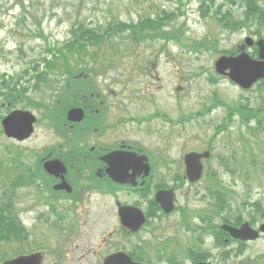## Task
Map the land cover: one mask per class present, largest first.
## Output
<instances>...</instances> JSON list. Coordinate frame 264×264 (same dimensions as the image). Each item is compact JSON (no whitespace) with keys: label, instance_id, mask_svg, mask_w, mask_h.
Instances as JSON below:
<instances>
[{"label":"rangeland","instance_id":"rangeland-1","mask_svg":"<svg viewBox=\"0 0 264 264\" xmlns=\"http://www.w3.org/2000/svg\"><path fill=\"white\" fill-rule=\"evenodd\" d=\"M202 1L82 0L78 4L74 0H0V78L8 80L11 76L15 77L26 70H30L34 65V63L30 64V60H33L34 55L42 49L43 42L41 40H48L51 43L64 41L72 21L79 18V21L82 20L85 24H89L93 19L101 17L102 13L106 11L107 5L112 10L115 8V12L123 20L133 19L135 21L140 14H159L162 10L174 13L175 18L173 20L161 22V32L169 31L170 28L178 29L182 27V34L184 35L182 44L198 43L203 38H211L210 42L212 44L211 46L209 45L208 50L198 52H192L185 46L181 48L176 44L173 46L172 43L168 44L163 40L156 39L152 42L133 44L128 47L120 60L132 62L149 61L153 62L157 68L151 69V66L148 67L151 69L152 75H154L152 79L150 77H143L141 68L137 69V80L134 78L133 81L135 85V101L133 106L132 104L129 105L128 102V98L133 97L132 94L122 90L123 88L121 87L114 86L116 92L120 94L121 99H127L125 104L122 101L120 115L135 113L134 116L139 115L135 119L149 120V124L147 122L141 124L130 122L129 124L121 125V128L118 130L120 131V140L124 139L132 145L146 141L154 155L157 147L161 149L160 144L162 142L159 141L156 134V132H159L163 136L161 139L166 142V155L171 158L176 156L183 157L189 151L201 152L210 148L212 149V147H215L216 155H223L227 151L225 145L229 137L226 131L229 129L221 128L219 131L216 129L221 125L228 127L226 125V117L231 110L226 107L237 104L238 106H248L249 108L256 109L261 103V97L264 99V91L258 92V88L254 87L248 93L241 92L231 83L229 84L228 81L219 80L214 74L213 65L215 60L223 55V53L232 52L246 36L255 39L256 37L253 32L258 28V23L251 24L249 28L244 29H224L220 27L217 21V19H220V16L228 15L229 17H227L226 21L230 25V22L242 21L244 19L245 7L242 6L241 0H212L213 3L209 1L201 9L200 4ZM77 6L79 7L77 8ZM38 23H40V27L44 32L41 35V40L38 38L34 39L33 34L29 31H24L22 32L23 36L21 35L19 30L23 27L28 26L32 29L38 26ZM16 24L19 25L17 26ZM17 34L21 37L17 36ZM258 34L264 38V26ZM156 36L157 38H161L163 34L159 32ZM118 42H124V38L120 37ZM249 54L252 53L250 52ZM87 58L90 57L88 56ZM117 61L119 60L117 59ZM107 62L105 61V63ZM69 63L73 64L72 61ZM138 66L140 67L142 64ZM102 76L105 79L96 77L95 80L100 89H104L106 86L111 87L109 85L111 81L108 79L117 78V73L113 70H107L105 73H102ZM125 76L128 77V74L126 73ZM26 79H20V81L22 82ZM52 80L54 82L59 80L62 82L61 78H52ZM178 86L181 87V91H177ZM51 95L55 98L54 92H34L32 89L26 96H29L31 100L38 104L41 102L46 104L51 100ZM22 106L25 105H16L17 108L24 109ZM209 107L211 108L210 111L204 113V117L200 116L198 118L196 113L200 114L205 108ZM27 110L35 114L38 120H40L35 126L34 135L29 141L18 144L15 141L7 140L5 136L0 134V160H7L8 154L6 148L12 150V157H16V151L22 150L25 153L35 151L38 153L41 148L51 147L60 142L59 135H56L51 127L45 125L43 115L39 111L32 107H28ZM158 110L159 112H164L167 118L175 123V125H167L161 122L160 119L158 120V118H152ZM0 114L2 116L6 115L4 111H1ZM239 122L238 117L231 119L230 124L232 128L229 130V133L232 135L231 137L237 138L238 133L236 131L240 125ZM242 129L244 130V128ZM141 130L150 131L149 134L152 135V139L145 138ZM242 135H244V138L248 136L245 133ZM258 136L261 140H264V132L258 134ZM247 140L251 139L247 137L244 140L241 146L244 149L249 146ZM261 148L264 154V144L262 142ZM262 162H264L263 159ZM32 163L33 161H31ZM211 165L215 168L216 159L211 162ZM206 168L209 169V164ZM234 168L240 174L248 173L245 176L249 177L253 182L249 181L243 184L242 180L235 176L233 178L234 182L230 175L220 172L221 179H219L223 182V185L234 190V193L229 195L233 208L239 207L242 212L252 202L258 201L264 204V176L259 178L256 176V180L251 177L255 176L260 170L259 164L254 162L250 157H245L244 163L242 162L239 167L235 166ZM260 174H264V172ZM15 176V174H11L8 177L0 176L2 178L0 179V199L2 200L1 209L4 212L7 211V213L10 210H14L13 213L18 218L20 217L19 211L22 209L21 207L26 204V197L23 199V196L24 194H31V191H25L21 187H18L19 182L14 181ZM208 178V175L203 177V180L197 184V187L196 185L186 183L180 184L182 193L176 195L175 200L178 207L183 209H180V212L178 211L172 217L161 219L158 227L153 229L150 241L153 251L156 252L157 244L166 238L184 239L185 230L182 227V220L184 219L181 214L183 210L184 215L187 213L191 214V218L187 220L190 223H192L196 215H201L202 217L209 216L207 213L210 212L209 199L206 196H202L203 193L206 195L204 189L206 188ZM94 202L99 203L97 200ZM22 217H24V214L21 215ZM200 222L201 219L197 224H200ZM203 248L208 255H212L213 261L210 260L212 264H231L236 262L227 261L224 263L220 259H217L211 238H205ZM251 248L253 251L258 252L264 250V241L256 243ZM3 250L6 253H0V261L18 254L21 251V246L19 244H9L5 245ZM185 263L190 264L189 261H185Z\"/></svg>","mask_w":264,"mask_h":264},{"label":"flooded vegetation","instance_id":"flooded-vegetation-1","mask_svg":"<svg viewBox=\"0 0 264 264\" xmlns=\"http://www.w3.org/2000/svg\"><path fill=\"white\" fill-rule=\"evenodd\" d=\"M123 66H128L132 77L120 79L121 74L127 73L119 69ZM135 66L136 62L121 63L116 66L118 78L108 79L111 87L83 94L84 118L78 141L71 143L78 144L72 146L76 150L68 153L65 149V153L56 154L52 149L43 148L38 152L31 181L21 185L31 194H24L26 204L19 211L17 240L21 251L17 256L38 254L42 264H121V261L126 262L127 256L135 264H154L152 254L145 248L152 239L153 229L165 218L154 197L169 189L174 190L175 195L181 193L180 184L186 181V174L183 157L166 155V142L159 132L156 134L162 142L161 149L157 147L154 155L146 141L132 145L120 140L118 130L122 124L149 121L137 120L132 113L133 117L121 119L119 114L121 101L125 104L127 99H121L114 86L133 91ZM150 66L156 68L154 64ZM145 70L150 71L149 68ZM102 73L96 77L105 79ZM91 75L89 71L83 72L86 80ZM131 94L133 97L128 98V102L133 106L135 94ZM70 128L75 129V126ZM141 133L152 139L150 131L141 130ZM225 148L230 162L245 157L243 151L232 146L230 139ZM208 151L213 156L214 151ZM114 154L118 156L111 158ZM133 154L136 156H131ZM53 159L64 164L66 173L62 176L45 171L44 163ZM205 161L202 159L203 165ZM219 171L232 177L219 163L209 169L210 177H216ZM62 178L70 191L65 189L66 186L58 187L64 183ZM214 208L220 213L214 214V219L218 220L214 221L211 232L217 259L236 261L231 264H264V250L258 252L251 248L264 241V204L252 202L246 206L244 214L234 215L231 198L226 197L224 206L214 204ZM22 214L24 217L21 218ZM136 217L144 218L138 231H135ZM224 225L236 229L245 225L250 229L245 232L247 240L233 239L222 228ZM223 245L225 249H221ZM163 257L159 254L156 261ZM107 259L113 260L106 263ZM162 261L160 264H164Z\"/></svg>","mask_w":264,"mask_h":264},{"label":"trees","instance_id":"trees-1","mask_svg":"<svg viewBox=\"0 0 264 264\" xmlns=\"http://www.w3.org/2000/svg\"><path fill=\"white\" fill-rule=\"evenodd\" d=\"M74 1H77L78 4L82 2V0ZM209 1L213 3L212 0H203L200 4L201 9ZM241 3L245 7L244 19L230 22V25L226 21L227 17H229L228 15L220 16V19H217L219 25L226 29H244L249 28L251 24L258 23V28L253 32V34H258L264 26V0H262V3L260 0H241ZM174 18V13L162 10L159 14H140L135 21L133 19L123 20L115 12V8L112 10L107 5L106 11L102 13L101 17L93 19L89 24H85L82 20L79 21V18L72 21L67 30L65 40L60 43L41 40V35L44 32L40 27V23L32 29L28 26L23 27L19 30L22 36V32L29 31L33 34L34 39L38 38L43 42V46L41 51L34 55L33 60H30V64L34 63L30 70H26L15 77L11 76L8 80L0 78V109L2 106L6 107L7 105H9L8 108H11L15 103L24 104L26 108L32 107L39 111L50 126L61 125L64 123L65 112L71 107L79 106V103H82L83 100L81 97L82 80L75 78L74 80H65V78L80 76L78 74L88 59L92 61L111 60L117 54L126 53L128 47L133 44L152 42L155 39L163 40L168 44H176L181 48L185 46L192 52L209 49V45L211 46L212 44L210 42L211 38H203L198 43L182 44V38H184L182 27L178 29L170 28L169 31L161 32V22H169ZM20 21L24 22L23 20ZM16 25L18 26L19 24ZM159 32L163 34V37L157 38L156 35ZM17 36L20 35L17 34ZM120 37L124 38V42H118ZM88 56L90 58H87ZM70 61L73 64H70ZM24 78L27 79L21 82L20 79ZM52 78H61L62 82L60 80L54 82ZM32 81H34V85ZM261 83L260 91H264V81ZM32 89L34 92H54L55 98L51 95V100L48 103L41 102L38 104L31 100L29 96H26ZM260 108L261 112H263V99L261 100ZM239 113L245 121L252 119L251 115H247L242 111H239ZM259 123L261 125V122ZM7 154V157L11 159L10 164L6 162V165L7 167L10 165L9 170L12 171L16 168V165L18 166V158L21 155L16 152V157L12 158L10 150ZM1 175H5V165L2 160H0ZM209 194L215 195L217 203H222L221 198L223 196L219 189H209ZM1 202L2 200L0 199V241L3 233L11 232L15 229L13 219L7 217L4 210L1 209Z\"/></svg>","mask_w":264,"mask_h":264},{"label":"water","instance_id":"water-1","mask_svg":"<svg viewBox=\"0 0 264 264\" xmlns=\"http://www.w3.org/2000/svg\"><path fill=\"white\" fill-rule=\"evenodd\" d=\"M253 42L250 39H246L245 43L239 46V54L235 57L223 56L219 58L215 63V70L218 75H223L229 78L234 84L239 86L243 90L249 89L255 82L264 78V40H259L256 46L259 50V61L252 60L245 52L246 46H252ZM229 71L226 73V71ZM67 119L71 122H80L82 120V111L80 109H71L67 112ZM36 119L30 112L15 111L5 116L2 121L4 133L7 137L16 139L18 141H24L33 133V124ZM208 153L202 155L191 153L186 155V174L190 182H196L201 177L202 166L200 165L201 158H207ZM118 156L114 154L111 158ZM45 169L49 173L58 174L65 173L64 166L58 161H52L45 164ZM173 192H161L156 196V200L162 207L165 213H170L173 210L172 205ZM226 229V228H225ZM234 238H245V227H242L239 231L227 228ZM40 261L35 256L18 258L5 264H39Z\"/></svg>","mask_w":264,"mask_h":264}]
</instances>
